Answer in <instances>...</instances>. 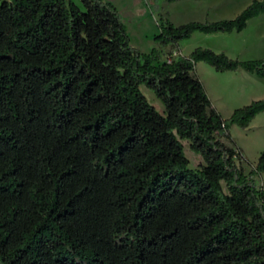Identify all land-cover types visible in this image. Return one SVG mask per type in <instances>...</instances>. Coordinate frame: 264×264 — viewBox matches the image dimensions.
<instances>
[{"label":"trees","instance_id":"16d2710c","mask_svg":"<svg viewBox=\"0 0 264 264\" xmlns=\"http://www.w3.org/2000/svg\"><path fill=\"white\" fill-rule=\"evenodd\" d=\"M263 14L161 15L144 52L110 1L0 0V264H264V150L252 166L231 134L264 98L224 118L196 69L264 77V57L180 47Z\"/></svg>","mask_w":264,"mask_h":264},{"label":"rangeland","instance_id":"374dc122","mask_svg":"<svg viewBox=\"0 0 264 264\" xmlns=\"http://www.w3.org/2000/svg\"><path fill=\"white\" fill-rule=\"evenodd\" d=\"M120 11L127 25L131 43L144 52H150L157 46L154 37L159 32L158 20L163 15L175 24H183L192 20L214 21L236 17L253 0H107ZM154 8L155 10H153ZM260 19H253L242 32L205 34L196 32L191 38L180 42L183 55H189L198 47H209L217 52L224 51L232 58L241 60L264 57V14ZM167 58L168 49H163ZM175 56L178 53H174ZM197 73L205 84L214 106L229 118L235 108L248 104L256 99L264 98V77L247 72L217 71L204 61L196 66ZM148 100L157 109L165 113L163 102L154 92L142 86ZM231 134L244 151L245 156L254 166L264 150V112L252 121L250 127L242 128L232 125ZM189 166L196 168L201 163L199 153L190 148V142L183 140ZM246 172L252 166L244 164ZM256 183L264 187V173L255 175Z\"/></svg>","mask_w":264,"mask_h":264},{"label":"crops","instance_id":"0c3cea01","mask_svg":"<svg viewBox=\"0 0 264 264\" xmlns=\"http://www.w3.org/2000/svg\"><path fill=\"white\" fill-rule=\"evenodd\" d=\"M262 16H263V15H262ZM256 18H257V19H260V18H263V17H260V16H259V17H256ZM254 19H255V18H254ZM252 20H253V19H252ZM250 21H251V20H250ZM195 33H196V32H195ZM195 33H194V34H195ZM194 34H193V35H194ZM239 70H240V69H239ZM237 71H238V70H237Z\"/></svg>","mask_w":264,"mask_h":264}]
</instances>
